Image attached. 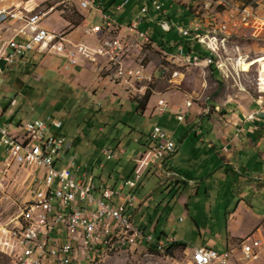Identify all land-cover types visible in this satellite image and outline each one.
Returning <instances> with one entry per match:
<instances>
[{"label":"built area","instance_id":"obj_1","mask_svg":"<svg viewBox=\"0 0 264 264\" xmlns=\"http://www.w3.org/2000/svg\"><path fill=\"white\" fill-rule=\"evenodd\" d=\"M130 1L123 0L117 8ZM6 2L0 0V24L16 20L22 25L15 29L16 34L11 38L0 34V73L3 72L2 63L10 66L24 61L30 48L37 51L54 48L67 54L70 63L76 62L77 53L94 61L98 56L107 58L110 79L121 80L122 86L132 95L141 97L147 89L152 90L151 84L156 80L153 73L146 74V67L141 64L127 68L125 54L128 51V37L113 33L102 39L96 48L81 45L79 49L64 35H57L42 26L50 15H63L72 7L101 12V25L86 29L89 34L112 30L115 25H125L105 10V0H12L7 5ZM151 6L159 13L166 14L161 0H143L139 13L126 26L138 32L141 40L152 45L153 38L141 27L150 15ZM193 9L195 19L191 28H178L183 42L176 46L175 51H169L171 55L182 56L183 60L193 53H206L196 49L194 43H197L198 35L206 37L210 32L218 33V26H225V34H220L224 35V44L228 43L231 29L261 25L256 8L241 11L235 6L232 12H225L220 1L204 0V5L193 4ZM160 23L165 31L175 28L170 19L163 18ZM207 24H216V31H207ZM25 33L30 40L20 42L17 35ZM207 63L210 64L209 57ZM161 74H170L175 79L182 72L161 70ZM193 103L194 99H188L186 106L190 108ZM158 105L160 113L168 110L165 99L160 98ZM3 111L0 104V119ZM187 112L181 106L175 111L180 121L185 119ZM254 115L256 113L249 115V118ZM10 127L11 123L0 122V145L5 144L9 149L0 173L6 177L15 164L20 170L27 171L31 179V198L20 204L19 213L0 234V252L10 258L11 264H14V256H22L23 264H104L106 255L112 254L115 247H126L130 251L140 246L159 247V251H166L167 241L144 233L134 223L127 205L136 198L131 191L137 188L144 170L157 165L160 159L175 151L176 143L169 133L160 126L153 128L147 135L150 142L145 155L139 159L138 170L117 186L89 172L88 165H77V155H69L74 142L60 132L63 127L60 119L52 116L34 119L23 126V131L18 134L12 133ZM124 152L125 149L121 147L104 148L102 151L108 160ZM66 161L71 165H63ZM125 187L129 193L124 191ZM172 242L177 243V240L173 239ZM183 252L186 255L184 264H264V230L240 238L224 251L194 247Z\"/></svg>","mask_w":264,"mask_h":264},{"label":"rangeland","instance_id":"obj_2","mask_svg":"<svg viewBox=\"0 0 264 264\" xmlns=\"http://www.w3.org/2000/svg\"><path fill=\"white\" fill-rule=\"evenodd\" d=\"M11 1L7 0L6 5ZM174 1H178L180 4ZM174 1L161 0L165 4L164 8L168 11L176 30L164 31L161 23L158 22L162 20L161 14L152 6L151 15L146 17L142 24V28L153 38L155 44L162 43V41L171 43L176 39L180 40L181 38H178L179 35L176 34L178 28L189 29L192 26L191 23L195 19L193 15L195 0H189L190 2H186L188 0ZM217 1H220L225 7V12H232V7L235 6L241 11H252L256 8V15L259 17L261 25L258 24L259 26L257 25L256 28L242 27L234 31L231 29L228 43L224 44L221 43L224 35L220 34H225V26H218V33L210 32V36L206 39L220 46L219 52L225 63L223 68L228 72V82L233 85L231 86L232 90L249 91L253 95L258 92L264 94V0ZM185 3L189 4L190 9L192 8V15L188 14V8L179 7V5L185 6ZM137 9L135 1L129 2L122 12H117L116 15L121 22L128 25ZM74 11L82 14L80 10L72 7L62 17H66L70 21L73 19L79 21L80 17L72 14ZM83 11L88 14V28L101 22V15L96 9ZM121 14L126 17L123 18ZM62 17L54 13L50 15L46 23L57 35L66 36L77 26L75 27L73 23H63ZM207 25L209 31H216V24ZM86 33L84 28L79 27L74 35L85 40ZM120 34L124 37L131 35H134L135 38L138 37L135 32L125 31ZM25 37H27L26 33L18 37V40L27 43L30 39L29 37L25 39ZM127 41H129L128 51L125 54L127 68H135L141 64L148 67L144 70L146 74L153 73L156 77L155 82L151 84L153 95L144 113L138 111V104L130 100L132 96L127 94L125 87L110 79L111 71L107 58L101 56L102 59L94 61L77 53L76 62L70 63L69 56L61 50L50 48L37 51L30 48L23 62L6 65L0 74V104L6 108L0 122L2 124L11 123V132L18 134L23 131V126L34 119L47 118L48 116L60 119L63 121L60 132L66 134L74 142V147L69 155H77V164H90V168L93 165L102 164L107 166L108 172L113 169L121 174L122 165L119 163L123 164L132 159L140 147L137 140L145 139L155 126H160L167 133L174 132L178 120L173 112L159 113L158 100L160 97H163L169 107H172L184 103L187 96L194 100L203 99L215 91L211 84L214 79L210 75V71L208 72V67H197L196 65H187V67L185 63L183 65L176 60H174L176 62H170V57L166 55L164 57L158 48L145 45L150 43L144 41L145 44H142L140 40L132 41L130 38H127ZM194 44L199 46L202 52L207 53L201 57L213 55L210 48L211 53H208L207 45ZM227 48L228 51L225 54ZM238 56H240L239 61ZM241 62L249 63L247 71L243 70ZM99 64V68L103 67L101 73L107 77H103L98 72V68L95 66ZM167 64H169L170 70L177 69L182 72V75L175 79H172L170 74L162 76L160 71L163 65L167 66ZM158 75L162 79H158ZM201 110L198 105L193 108L194 112ZM171 137L173 138L172 135ZM174 140L176 141V139ZM118 146L125 149V153L120 154L119 157L107 160L102 154L104 148H117ZM8 155L7 145H0V162L4 161ZM58 167L62 168L61 165ZM105 176L107 177V175ZM2 178L3 175L0 173V181ZM159 179L157 173L147 174L143 177L142 185H139L135 191H131L136 196L144 197H150L153 192L152 196L156 199V201L149 202L150 209H147L146 205L141 213H133L135 224L142 229L147 224L149 226L148 230L146 229L147 234H153L155 239L164 230L170 239L176 236L191 243L190 240L183 237L185 235L195 237V235L191 234L185 205L178 203V197L181 193L190 197L191 207L193 204L197 210L200 208V203L197 202L198 199L194 196L191 187H174L171 192L173 185L169 183L160 185ZM30 182L28 172L20 170L13 164L11 172L0 184V234L19 213L20 204L22 205L24 201L31 198L29 194ZM124 191L129 193L127 189ZM144 213L146 217L142 219ZM202 213L200 212V215ZM220 250L223 249L220 248ZM19 257L14 256V264H17ZM106 261V264H184L186 255L182 249L176 250L174 256H168L165 251H159V248L156 250L140 246L136 250L111 255L106 258ZM0 264H11L10 258L2 252H0Z\"/></svg>","mask_w":264,"mask_h":264},{"label":"crops","instance_id":"obj_3","mask_svg":"<svg viewBox=\"0 0 264 264\" xmlns=\"http://www.w3.org/2000/svg\"><path fill=\"white\" fill-rule=\"evenodd\" d=\"M133 1L137 4L138 9L132 18L139 13L140 8L143 5V0H131L130 2ZM122 2L123 0H105L104 8H106L105 10L112 14L120 23L124 24L116 15L117 12L121 13L124 7L128 4L127 3L118 9L117 5ZM174 2L178 3V1ZM193 4H196V2H193ZM184 5L185 6L179 5V7L183 9L188 8V14L192 15V8H189V4L185 3ZM76 9L80 10V12H82L81 15L86 18V25L77 26L65 37L79 49L81 45L96 48L100 45L101 40L106 38L109 34L116 33L119 34L120 37H124L120 34V32L126 31L136 33V31H131L126 25H115L112 26V30L104 29L98 34L86 33V39L82 40L75 37L74 34L79 27L84 28L85 32L86 29H88V14L83 10L89 9ZM97 11L102 17L101 12L99 10ZM57 14L62 17L61 14ZM121 15L123 18L126 17L124 14ZM163 18L171 20L167 10L165 15L161 14V19ZM48 19L42 23V26L52 31L51 27L49 28L46 23ZM62 19L63 23H70L66 17H62ZM153 21L155 20L153 19ZM19 22L20 21L12 20L7 24L1 25L0 34L7 39L13 37L16 34L15 29H18V27L22 25L20 24L21 22ZM100 25L101 22L93 25V27H99ZM3 27L4 29H2ZM207 31H209V29H207ZM176 34L180 36H178V38H181L180 40L176 39L174 42L166 43L164 46L160 45L161 42L160 44H155V41L153 40L154 43L151 45L158 48L159 51L164 54V57L165 55L170 57V62L174 61V55L169 54V51H175L176 46L180 42H183V37L179 34V31H177ZM21 35L22 34L17 35V39ZM131 36H133V38H131ZM131 36L125 37L130 38L132 41L140 40L142 44H145V42L148 43L147 41L144 42L139 39V35L137 38H135L134 35ZM206 37L205 35H198V45H207L208 49L209 45H211L218 51L221 50L220 46L211 43L206 39ZM26 38L27 37H25V39ZM202 40L204 42H202ZM223 41L224 38H222L221 43H223ZM138 46H140L139 43ZM195 48L198 50L201 49H199V46L197 45H195ZM208 53H211L210 49ZM192 55L204 56L199 53H193ZM99 58L102 59L101 56H98V59ZM85 62L87 61L85 60ZM181 64L184 65L182 62ZM168 65L169 64H167V66L163 65L161 70L179 72L177 69H174L173 71L170 70ZM99 66L100 64L95 67L98 68L100 75L107 77L101 73L103 67H100V69ZM2 67L4 70V67H6L5 63H2ZM200 67L209 68L208 72L210 71V75L214 79L211 81V84L213 85V89H215V91L208 97L194 100V103L190 108L186 106V101L190 99L187 96L184 103L176 104L172 107H169V104L167 103L168 110L164 113H160L159 111L160 114L173 112L176 118L177 115L175 111L178 106H181L188 112L184 120L180 121L177 118V126L173 132L175 136L173 133L168 132L173 136V140L176 139V141L174 140L176 143L175 151L168 153L164 158L160 159L157 165H151L145 169L138 186L142 185L144 176L151 173H157L160 178V185L165 183L172 184L173 186L170 190L171 192L174 187H191L193 189L194 196L198 199L197 202L199 201L200 203V208L197 210L195 205L192 204L191 207L192 200L190 197L185 196L183 193H181L178 197V203L185 205L188 227L191 230V234L195 235V237H189L187 235L183 237L190 240L191 243L186 242L183 239H179L176 236L170 239L164 230L157 240L169 241L175 239L179 245H183V248L180 249L187 251L194 247H209L217 250H220L221 248L223 250L220 251H224L228 249L230 245L236 243L240 238L245 237L250 233L264 230V94L258 92L256 95H253L249 91L245 92L235 88V90H232L231 86L233 85L228 82V78H226V76L218 70L217 66H207L206 64H203ZM170 77L173 79V76ZM158 78L162 79L161 76ZM158 92L160 93V91ZM127 94L131 95L128 92ZM136 98L140 97L135 95H132V99L129 97V99L136 102L139 107V99ZM149 102L146 109L149 106ZM196 105H198L202 110L194 112L193 108ZM3 108L4 115L6 108ZM145 110L138 109V111H141L142 113H144ZM252 113H256V115L250 119L249 115ZM21 124L22 122L20 125ZM149 142L150 141L147 137H145V139H140V147L134 153L132 159L124 162L123 164L119 163V165H122L121 174L113 169L108 172L107 166L102 164L98 166L93 165L92 168H90V164L82 165L78 163L77 165L80 167L88 165L89 172H92L98 178H101L108 183L120 186L127 179L131 178L134 172L138 170L140 165L139 159L145 155V152L147 151L146 147ZM63 165L68 166L71 164L66 161ZM3 166L4 161L0 162V168ZM105 175H107V177ZM5 178L6 177H3L2 181ZM2 181H0V183H2ZM125 189H127V187H125L124 190ZM136 189H134V191ZM152 195L153 192H151L150 197L135 195L136 198L134 202L128 203V212L132 215L134 223L135 216H133V213H141L146 205L147 209H150L151 206L149 205V202L151 200L156 201ZM234 203L235 206L233 207ZM200 212H203L202 215H200ZM145 217L146 214L144 213L142 219ZM138 227L141 228L140 226ZM148 228L149 226L146 224L144 229L141 228V230L147 234L146 229L148 230Z\"/></svg>","mask_w":264,"mask_h":264},{"label":"bare ground","instance_id":"obj_4","mask_svg":"<svg viewBox=\"0 0 264 264\" xmlns=\"http://www.w3.org/2000/svg\"><path fill=\"white\" fill-rule=\"evenodd\" d=\"M214 1H217V0H214ZM186 2H190V1L188 0ZM195 2H196V5H204V0H195ZM246 11H249V10H246ZM136 33L139 35L138 32H136ZM202 42H204V41L202 40ZM224 47H226V46H224ZM209 48L213 52L212 56L201 57V56L191 55L190 58L183 60L182 56L174 55L173 56V60L180 61V62L185 63L186 65H190V66L198 65V64H199V66H202L203 64H206L207 66L214 65V66L218 67V70H220L222 72V74H224L226 76V78H228V72L225 71V69L223 68V66L225 65L224 60L222 58L223 56L220 54V52L217 49H215L211 45H209ZM224 53L226 54L227 50H225ZM208 57H209V60H210V64L207 63L208 62ZM248 65H249L248 62H241V66H243V70L244 71L248 70ZM112 80H115L117 83L122 84V81L119 80V79H112ZM150 248H153V247H150ZM126 251H129V248H126V247H115V249L112 251V254L106 255V258L111 256V255H119V254L126 253ZM106 263H107V261H106ZM106 263H104V264H106ZM17 264H23L22 256L19 257Z\"/></svg>","mask_w":264,"mask_h":264},{"label":"trees","instance_id":"obj_5","mask_svg":"<svg viewBox=\"0 0 264 264\" xmlns=\"http://www.w3.org/2000/svg\"><path fill=\"white\" fill-rule=\"evenodd\" d=\"M106 9V8H105ZM73 10V9H72ZM72 14H75V15H78V17H80V20H74L73 21H70V23H73V25L76 27V26H79V25H86V18L81 15L79 12H72ZM160 44V43H159ZM147 45H151V44H147ZM162 46L166 45V43L164 41H162V43L160 44ZM200 55H207V53H199ZM214 66V65H213ZM131 94V93H130ZM152 90L151 89H147L144 94L140 97V98H136V99H139V107L138 109H142V110H145L146 109V106L152 96ZM132 96V94L130 95ZM168 243V246L166 248V254L168 256H174V252L180 248H183V245H179V243H174L172 242V240H169L167 241ZM150 249H158V247H153V248H150Z\"/></svg>","mask_w":264,"mask_h":264}]
</instances>
